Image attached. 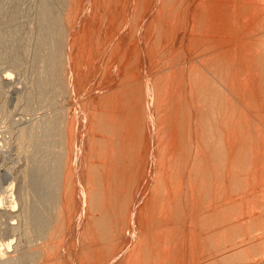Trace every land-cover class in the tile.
<instances>
[{
	"label": "rangeland",
	"instance_id": "1",
	"mask_svg": "<svg viewBox=\"0 0 264 264\" xmlns=\"http://www.w3.org/2000/svg\"><path fill=\"white\" fill-rule=\"evenodd\" d=\"M61 1H64L65 4L63 2L61 3ZM143 1H59L60 11H63L62 14H60V18L63 17L64 19H62L66 23L64 21L61 22L65 28L69 22L68 27L66 28L68 32L65 36L66 47L64 46L65 49L63 50L65 52H63V60H66L63 61V63H66V66L63 67L64 65L62 64L63 66L61 67L63 70L61 69V71L62 77L66 78L65 82H68L70 87H67L66 85L65 87L67 90L63 87L66 93L63 91L65 95L63 94L64 96L62 95V97H60L59 105L56 106L60 107L62 103H65V106L63 104V106H61L64 108H55L59 115H61L63 110L66 109V111L64 110L65 113H63L66 117L63 124L66 129L64 134L67 133L62 139L65 140L63 141V144L65 145L62 144L64 147H62V150H64L63 153H65V161L64 178L62 180L64 184L61 193L66 189L67 191H70L68 193L65 191L68 196H64L65 192L63 195H60L61 198L58 204L60 207H58V213L56 214L57 217L54 216L55 218H52L49 232L45 235L46 237L41 240L38 238L35 241L36 243L34 242L35 244L32 243V245L34 244L32 248L35 250L37 248L39 250V254H37L39 258L35 260L37 263L35 262L33 264H264V39L261 40L262 37L264 38V0H213L214 2L212 0ZM37 2L38 0H29L26 9L30 11L27 13L25 19L22 20L24 23H26V21L29 23L33 18L35 19L37 14V8H35ZM209 2L211 5L213 3V5L211 6ZM136 3L138 6L140 5L138 3H141L140 6L142 7L139 6L140 9H138L142 10V12L140 11L141 13L136 9L139 8ZM101 6H103V8ZM134 9L139 13H134ZM207 9H210L209 11L211 12H208ZM104 12L106 14L103 16L102 13ZM209 13H212L210 17H208ZM135 14L141 18H136L137 16ZM218 16L220 17L219 20ZM158 27H160V29ZM2 28L3 27L0 28V32L2 31ZM199 29H201L202 32ZM133 33H135V37L133 36ZM73 38L76 39L77 42ZM159 39L161 41H159ZM207 39L209 40L207 41ZM69 40L73 42H70ZM70 48H73V50H70ZM116 48L121 51L120 55L122 54V57L120 56L119 58H121L122 61L125 59L123 63H120V60L115 62L112 59V56H110V53L114 52ZM132 50H135L134 53ZM123 52H127L126 54L128 57L125 58L126 55L124 56ZM76 53L79 55L77 56ZM64 54H66V56ZM133 54H136V56ZM129 55L131 57L133 56V58ZM73 57H77L78 61ZM67 60L70 61V63ZM131 60H135L134 64ZM194 61L197 62L195 65L192 64ZM129 62H131V66L128 64ZM28 64V61L26 63V60H24L23 67L16 71H14V69L10 70V65H4L0 68L1 78H4V80L8 79V81L6 80L7 84L4 81V91L6 93L4 92L1 96L2 98H0V112L3 113H0V184L6 188L10 182H15V194H19V186L22 183L20 182L22 181V178H20L22 177L21 171L28 163V160H25L26 157L23 154L22 156L20 155L22 152L19 151L20 147L19 144L17 145L18 141L16 140L18 130L22 127L28 126L33 119L36 122L38 119L41 121L46 115L49 116L48 113L52 111V109H41L33 111L27 115L22 109L23 104L16 103V98L24 94V92L27 94L30 89V85L25 81L26 75H24L28 71ZM132 70L133 73H129ZM188 71H192V74ZM199 71H201L202 74ZM197 72L204 77L201 78L200 75V79L195 76ZM165 76H168V78ZM193 76L195 79H193ZM189 79H191V81ZM154 80L157 81L155 82ZM158 80L161 81L162 84ZM192 80H194V82ZM200 80H202V82L207 81V86L204 83H200ZM195 81L198 82L195 83ZM199 85L200 87L202 86L201 88L203 90L205 88L208 89H206L208 94L204 99H207L209 95L212 100L209 99V101H206L203 98L200 100L199 95L202 97L203 93L200 94V92L203 91L199 88ZM163 87L166 88L164 91L162 90L160 92L159 90L161 88L163 89ZM113 90L116 93L113 92ZM121 91L122 93H120ZM209 92H212L211 95L213 96H211ZM106 95L107 97H104L105 100L100 98ZM227 95L229 97H227ZM128 96L130 97V100L128 99ZM61 99L64 102H62ZM197 99L200 101H197ZM67 100L69 101L67 102ZM101 100H104V103ZM158 101L163 104H159ZM211 101H214V103L216 102L214 105L216 107L211 105ZM68 103H70V105ZM18 105L19 107H16ZM102 105L103 107H101ZM144 106L146 107V111ZM1 107H3V110ZM126 107L128 110H126ZM106 108V112L109 114L105 113L107 115H102V117L104 116L102 119H104L105 122L99 119L104 125H95L94 123L99 120L97 119L96 121L94 119L93 122L92 118H95L97 115V117L100 118V114H103ZM4 109L5 113H8L5 114L3 112ZM109 109L111 110L110 112ZM196 109L199 110L197 111ZM159 110L161 113L157 112ZM237 110H239L238 113L236 112ZM55 112L54 109V112L52 113L54 114ZM91 112L92 114H89ZM52 113H50V116H53ZM113 113L114 115L112 116ZM115 114L118 115L115 116ZM168 114L170 115L168 116ZM212 115L214 118H212ZM90 116L93 117L91 118ZM114 116L115 118L119 116L120 119L117 118L118 123L115 121L111 123ZM115 118H113V120ZM133 119L135 120L133 121ZM178 119L179 121H177ZM157 120L159 122H157ZM19 121L21 125L19 124ZM132 122H135L134 125H132ZM115 123H117L116 126ZM106 124L108 127L105 126ZM111 124H113L118 130H122L125 136H121L122 138L116 137L117 141H114V131H109V128L113 127H110ZM209 125H211V128L213 129V133L211 132V129H209L212 135L207 134L209 133ZM104 127L106 128L104 129ZM241 131H243V133ZM108 133H111L113 136L108 135ZM103 137L106 139V142ZM98 141L102 144L104 142L108 146L105 144H99ZM129 144L137 146V149H134L132 152ZM109 148H111V151ZM92 150L96 155H94ZM177 161H179V163ZM95 163L97 164L95 165ZM111 164H115V166L113 165V167H111ZM174 164L176 166H174ZM177 164L180 165V167L178 165L179 168H177ZM88 165H92L91 168ZM94 165L96 167L100 166L101 169L98 171ZM172 165L178 169V172ZM88 167L90 169H87ZM92 167L98 171L97 173L103 170L102 174H104L105 178H103L104 176L101 175V173L98 174L103 181L105 179L106 183V185L104 182L102 183V186L104 187V189L102 187L103 193L107 195L103 194L106 199L103 198L104 200L102 203L104 204V202H106L105 205H108H106V207L109 212V218H113L110 221L106 220L108 223H105L106 226L103 223V226L106 228L103 229L104 233L100 231V235H98L99 231L96 232V229L98 228V230H100L98 222L100 221L99 218L103 216L101 214L104 209L101 207L99 212L96 211L98 209H93L92 202V206L89 203L92 197L90 199L89 197L91 195H88L90 194L89 191L92 189L95 191L96 189L93 186L95 185L94 181L92 182V179L94 180L93 175L95 170ZM108 167L109 170L111 168L110 171L108 170ZM104 170L105 173H103ZM88 171L93 173V175ZM88 173L92 178H89ZM107 173L108 175H106ZM161 176H163L162 179L164 178L163 182ZM70 177L73 180H70ZM118 177L121 178L119 179ZM121 179H123V181H121ZM89 180H91V182ZM87 181L89 183H87ZM92 183L94 184L91 185ZM161 184H163V187H161ZM90 185L91 188H86L90 187ZM2 186H0V188ZM0 190L3 191L4 189L2 188ZM104 190L106 192H104ZM128 193L131 198L128 196ZM69 194L70 197L72 195L71 200ZM16 195L13 200L17 202L19 195ZM120 195L127 196L123 201L121 200L122 202H126L127 211L126 207H124L125 205H122L123 207L120 205ZM2 197L4 198L5 196ZM5 199L3 209L9 208L11 212L15 210L14 212L17 214L20 211V206L18 205V207L16 206L14 208L12 206L13 200L11 197L6 196ZM9 203L11 204V208H14H12L13 211L11 210ZM6 205L7 208L5 207ZM90 209L93 210L91 211ZM14 212L13 214H15ZM59 214L61 215L59 216ZM222 216L226 218L224 219ZM89 217H95V219L91 218V220ZM96 218H98L99 221ZM7 219L4 218V221H0V245L2 242L8 243L5 240L8 236V240L11 238L9 241H12L11 251L3 252L2 255L4 256L1 255L2 258L5 257L3 258L5 261H9L12 256V258H14L16 255H19L16 248L18 249L21 247V242L23 243V237L21 231H19L20 220L17 218L16 219L19 221L15 218H13L14 220H9L11 219L10 217ZM95 221L98 224H96ZM5 223L10 226L5 227ZM109 223L111 228L108 226ZM11 225L12 227L17 226V229H19L18 232L20 233L15 231L10 232L11 228L9 229V227H11ZM61 228L62 230H60ZM108 229L110 230V235ZM4 231L7 233H3ZM8 233L9 235H7ZM103 234L105 237L107 235L109 238L103 237ZM50 236L52 237L50 238ZM82 236L85 237L83 238ZM55 237L56 239H54ZM3 239L5 241H3ZM19 240L21 242H19ZM17 244H19L18 247H16ZM1 248L2 247H0V250L2 251L4 247L3 249ZM3 259L0 258V263L10 264V262H5Z\"/></svg>",
	"mask_w": 264,
	"mask_h": 264
},
{
	"label": "bare ground",
	"instance_id": "2",
	"mask_svg": "<svg viewBox=\"0 0 264 264\" xmlns=\"http://www.w3.org/2000/svg\"><path fill=\"white\" fill-rule=\"evenodd\" d=\"M59 1L60 0H38V2H37V5H36V7L35 8H37L36 9V17H35V19L33 18V20L32 21H28L29 23H27V21H26V23H24L22 20L23 19H25V17H26V15H27V13H29V11L26 9V5L29 3V0H0V17H1V20H0V28L1 27H3L1 30V32H0V68H2L4 65H10V70H13L14 69V71H16V70H20L21 69V67H23V65H24V60H26V63H27V61H28V71L26 72V71H24V72H26V74H24V75H26V77H25V81L28 83V85H30V89H29V92L26 94L25 92H24V94H22V95H20L18 98H16L17 99V104H20V103H22L23 104V110H24V112H26L27 113V115L28 114H30L31 112H33V111H36V110H41V109H52V111L50 112V113H52V112H54V109H55V113H56V115H55V113L53 114V116H50V113H48V115L49 116H45L43 119H41V121L39 120H37V118H36V120H37V122L36 121H34V119H33V121L32 122H30L29 123V125L28 126H25V127H22L21 129H19L18 130V134H17V141H18V143H17V145L19 144V147H20V149H19V151H21L20 153V155L22 156V154L26 157H24L25 158V160H28V163H27V166L24 168V170H23V168H22V177H20V178H22V181H20V179H19V181L20 182H22L21 183V185L20 184H18V185H20L19 186V194L18 193H16L17 195H19V199H18V201L16 202V201H14L13 199H14V197H15V193H14V190H15V182H10L9 183V185L8 186H6V188L4 187V186H2L1 184H0V186H2L0 189H4L3 191L2 190H0V221H2L4 218H11V219H9V220H12L13 218H17V219H19V220H17V221H19V224H20V227H19V224H18V227H19V229H17L18 227L16 226V227H12V225H11V227H9V229L11 228V231L10 232H18V230L19 231H21V235H22V237H23V243L19 240V242H21V244H22V246L21 247H19L18 249L16 248V251L18 252V254L19 255H16L15 257H17V258H12L11 257V259H9V261L8 260H4L3 258H5V257H1V255L3 254V252H7V251H9L11 248H12V241H9V240H11V238L8 240V237H7V239H5L6 240V242H8V243H3L2 242V244L0 245V247H2L1 249H3V247H4V251L2 250H0V258L1 259H3L5 262H10V264H33V263H35L36 261L35 260H37L39 257H38V255L37 254H39V250L36 248V250L35 249H33L32 248V246L36 243L35 241L39 238L40 240L41 239H43L44 237H46L45 235L47 234V232H49V227H50V224H51V220H52V218H55V217H57L56 216V214L58 213L57 211H58V207H60V205L58 206V204H59V202H60V198H61V194L63 195V193L65 192V191H67V189L64 191V192H62L61 193V191L63 190L62 188H63V184H64V182L62 181L63 180V178H64V159H65V153H63V151L64 150H62L64 147L62 146V144H63V141H65V140H62L63 139V136H65V134L67 133H65L64 134V132H65V128H64V126H63V124H64V119L66 118L65 117V115H63V113H65V111H66V109H64L63 110V113L61 114V115H59V114H57V110H56V108L57 109H61V108H64V107H61V106H65V103H62L61 105H60V107L58 108V107H56L57 105H59L58 103H59V99H60V97H62V95L64 94V93H66V91H65V89L63 88V87H65L66 85H67V87L69 86L68 85V82L66 83L65 81H66V78H64V77H62V71H61V69H62V67L61 66H63V67H65L66 65V63H63V61H66V60H63V50L65 49V47H66V44H65V36H66V33L68 32L67 30H66V28L68 27V23H67V27L65 28V26L62 24V22L64 21L62 18H60V14H62V12L63 11H60V4H59ZM73 1V0H72ZM107 1V0H106ZM115 1V0H114ZM140 2H142L143 0H139ZM181 1V0H180ZM184 1V0H183ZM186 1V0H185ZM207 1V0H206ZM205 1V2H206ZM211 1V0H210ZM213 1V0H212ZM215 1V0H214ZM213 1V2H214ZM64 3L65 4V2L64 1H61V3ZM120 2V1H119ZM144 2V1H143ZM155 2V1H154ZM71 3V2H70ZM105 3V2H104ZM145 3V2H144ZM153 3V2H152ZM170 3H171V1H170ZM197 3V2H196ZM226 3V2H225ZM234 3V2H233ZM138 4H140L141 5V3H138ZM163 4H164V2H163ZM166 4V3H165ZM192 4V3H191ZM208 4V3H207ZM209 4H210V2H209ZM70 5V4H69ZM78 5V4H77ZM135 5V4H134ZM136 5H137V3H136ZM139 5V6H140ZM145 5V4H144ZM155 5V4H154ZM167 5V4H166ZM165 5V6H166ZM180 5H181V3H180ZM211 5V4H210ZM212 5H213V3H212ZM211 5V6H212ZM220 5V4H219ZM138 5H137V7H139ZM147 6V5H146ZM164 6V5H163ZM200 6H201V4H200ZM209 6V5H208ZM102 8H103V6H101ZM140 7H142V6H140ZM140 7L139 8H136L137 10L138 9H140ZM145 7V6H144ZM150 7V6H149ZM178 7V6H177ZM109 8V7H108ZM119 8V7H118ZM117 8V9H118ZM132 8V7H131ZM135 8V7H134ZM165 8V7H164ZM203 8V7H202ZM212 8V7H211ZM259 8V7H258ZM101 9V8H100ZM111 9V8H110ZM136 9H134V13L136 12L135 10ZM142 9H144V8H142ZM173 9V8H172ZM213 9V8H212ZM220 9V8H219ZM222 9V8H221ZM102 10V9H101ZM113 10V9H112ZM165 10V9H164ZM203 10V9H202ZM210 9H207V11L208 12H211V11H209ZM121 11V10H120ZM131 11V10H130ZM139 12L141 11L142 12V10H138ZM136 12V13H139V12ZM162 11V10H161ZM207 11H206V13H207ZM226 11V10H225ZM61 12V13H60ZM125 12V11H124ZM132 12V13H133ZM140 12V13H141ZM146 12V11H145ZM166 12V11H165ZM164 12V13H165ZM194 12V11H193ZM213 12V11H212ZM31 13V12H30ZM121 13V12H120ZM131 13V14H132ZM174 13H176V12H174ZM203 13V12H202ZM221 13V12H220ZM223 13V12H222ZM103 14V16H104V14H106L105 12L104 13H102ZM101 14V15H102ZM147 14V13H146ZM145 14V15H146ZM161 14V13H160ZM199 14V13H198ZM201 14V13H200ZM205 14V13H204ZM212 14V13H211ZM210 13H209V16L208 17H210V15H211ZM100 15V16H101ZM129 15V14H128ZM127 15V16H128ZM136 15V14H135ZM139 15V14H138ZM144 15V16H145ZM201 15H203V14H201ZM61 16H63V15H61ZM137 16V15H136ZM141 16V15H140ZM213 16V15H212ZM216 16H217V14H216ZM106 17H107V15H106ZM135 17V16H134ZM142 17H143V15H142ZM203 17V16H202ZM31 18V19H32ZM105 18V17H104ZM126 18H128V17H126ZM136 18H141V17H139V16H137ZM156 18V17H155ZM191 18V17H190ZM219 16H218V20H219ZM99 19V18H98ZM125 19V18H124ZM200 19V18H199ZM203 19H204V17H203ZM202 19V20H203ZM210 19V18H209ZM71 20V19H70ZM79 20V19H78ZM86 20V19H85ZM127 20V19H126ZM130 20V19H129ZM133 20V19H132ZM131 20V21H132ZM145 20V19H144ZM201 20V19H200ZM199 20V21H200ZM221 20V19H220ZM62 21V22H61ZM100 21V20H99ZM124 21V20H123ZM140 21V20H139ZM65 22V21H64ZM83 22V21H82ZM120 22H122V21H120ZM136 22V21H135ZM138 22V21H137ZM144 22V21H143ZM190 22V21H189ZM208 22V21H207ZM66 23V22H65ZM64 23V24H65ZM123 23V22H122ZM196 23H197V21H196ZM206 23V22H205ZM131 24V23H130ZM135 24V23H134ZM158 24H160V23H158ZM157 24V25H158ZM168 24V23H167ZM189 24V23H188ZM187 24V25H188ZM192 24V23H191ZM201 24H202V22H201ZM204 24V23H203ZM70 25V24H69ZM78 25V24H77ZM195 25V24H194ZM132 26V25H131ZM137 26V25H136ZM136 26H135V29H136ZM140 26V25H139ZM204 26V25H203ZM70 27V26H69ZM86 27V26H85ZM125 27V26H124ZM133 27V26H132ZM132 27H131V29H132ZM72 28H73V26H72ZM114 28V27H113ZM127 28V27H126ZM159 29H160V27H158ZM183 28V27H182ZM185 28V27H184ZM196 28V27H195ZM261 28V27H260ZM71 29V28H70ZM91 29V28H90ZM122 29V28H121ZM125 29V28H124ZM197 29V28H196ZM81 30V29H80ZM162 30V29H161ZM161 30H160V32H161ZM172 30V29H171ZM178 30V29H177ZM200 31H201V29H199ZM131 31V30H130ZM70 32H71V30H70ZM73 32V31H72ZM140 32V31H139ZM148 32V31H147ZM158 32V31H157ZM167 32V31H166ZM202 32V31H201ZM85 33V32H84ZM122 33V32H121ZM156 33V32H155ZM177 33V32H176ZM215 33H216V31H215ZM73 34V33H72ZM75 34V33H74ZM132 34V33H131ZM135 33H133V36L135 37V35H134ZM158 34V33H157ZM160 34V33H159ZM151 35V34H150ZM165 35V34H164ZM163 35V36H164ZM175 35V34H174ZM236 35V34H235ZM132 36V37H133ZM239 36V35H238ZM158 37V36H157ZM156 37V38H157ZM222 37V36H221ZM76 38V37H75ZM126 38V37H125ZM172 38V37H171ZM176 38V37H175ZM72 39V38H71ZM74 39V38H73ZM101 39V38H100ZM127 39V38H126ZM137 39H139V38H137ZM234 39V38H233ZM262 39H264L263 37L261 38V40ZM75 41H76V39H74ZM87 40V39H86ZM121 40V39H120ZM134 40H135V38H134ZM209 39H207V41H208ZM70 41V40H69ZM82 41V40H81ZM114 41V40H113ZM127 41V40H126ZM133 41V40H132ZM159 41H161L160 39H159ZM176 41H178V40H176ZM203 41V40H202ZM218 41V40H217ZM70 42H73V41H70ZM77 42V41H76ZM206 42V41H205ZM69 43V42H68ZM130 43V42H129ZM135 43V42H134ZM157 43V42H156ZM208 43V42H207ZM206 43V44H207ZM65 44V45H64ZM70 44V43H69ZM73 44V43H72ZM119 44V43H118ZM117 44V45H118ZM122 44V43H121ZM128 44V43H127ZM133 44V43H132ZM188 44V43H187ZM197 44V43H196ZM209 44V43H208ZM120 45V44H119ZM134 45V44H133ZM156 45V44H155ZM184 45V44H183ZM203 45V44H202ZM213 45V44H212ZM263 45V44H262ZM261 45V46H262ZM65 46V47H64ZM70 46V45H69ZM81 46V45H80ZM120 46H122V45H120ZM136 46H138V45H136ZM153 46V45H152ZM194 46V45H193ZM201 46V45H200ZM211 46V45H210ZM215 46V45H214ZM119 47V46H118ZM117 47V48H118ZM126 47V46H125ZM131 47V46H130ZM74 48V47H73ZM73 48L71 49L70 48V50H73ZM108 48V47H107ZM115 49L114 50V52H111L112 53V55H111V53H110V56H112V59L116 62V61H118V60H120L119 62L121 63H123L124 61H125V59H124V61H122L121 60V58H119L121 55H120V52L121 51H119L118 49L120 48H118V49ZM140 48V47H139ZM153 48H155V47H153ZM82 49V48H81ZM130 49V48H129ZM128 49V50H129ZM131 49H132V47H131ZM195 49V48H194ZM199 49V48H198ZM214 49V48H213ZM260 49V48H259ZM263 49V48H262ZM261 49V50H262ZM68 50V49H67ZM77 50V49H76ZM121 50V49H120ZM127 50V49H126ZM125 50V51H126ZM138 50V49H137ZM140 50V49H139ZM264 50V49H263ZM66 51V50H65ZM74 51H75V49H74ZM80 51V50H79ZM124 51V50H123ZM135 51V50H134ZM134 51L132 50V52L134 53ZM145 51V50H144ZM183 51H184V49H183ZM205 51V50H204ZM207 51V50H206ZM210 51V50H209ZM128 52V51H127ZM126 52V53H127ZM131 52V51H130ZM129 52V53H130ZM132 52H131V54H132ZM139 52V51H138ZM142 52V51H141ZM227 52V51H226ZM226 52H224V53H226ZM65 53V52H64ZM73 53V52H72ZM75 53V52H74ZM126 53H124L123 52V55L125 56V58L126 57H128L127 56V54ZM128 53V54H129ZM137 53V52H136ZM170 53V52H169ZM223 53V52H222ZM77 54V53H76ZM81 54V53H80ZM88 54V53H87ZM99 54V53H98ZM234 54V53H233ZM236 54V53H235ZM260 54H262V53H260ZM65 56H66V54H64ZM70 55V54H69ZM79 54H77V56H78ZM134 55V54H133ZM139 55V54H138ZM143 55V54H142ZM130 56V55H129ZM134 56H136V54L134 55ZM139 56H141V55H139ZM138 56V57H139ZM197 56V55H196ZM74 57H75V55H74ZM73 57V58H74ZM82 57V56H81ZM122 57V56H121ZM131 57V56H130ZM144 57V56H143ZM166 57V56H165ZM204 57V56H203ZM209 57V56H208ZM212 57V56H211ZM234 57H235V55H234ZM237 57V56H236ZM23 58H24V60H23ZM65 58V57H64ZM71 58V57H70ZM79 58H80V56H79ZM131 58H133V56L131 57ZM141 58V57H140ZM159 58V57H158ZM72 59V58H71ZM74 59H76L77 60V57L76 58H74ZM111 59V60H112ZM123 59V58H122ZM129 59V58H128ZM135 59V58H134ZM142 59V58H141ZM197 59V58H196ZM196 59H195V61H196ZM201 59V58H200ZM232 59V58H231ZM230 59V60H231ZM143 60V59H142ZM145 60V59H144ZM160 60V59H159ZM199 60V59H198ZM197 60V61H198ZM210 60V59H209ZM68 61V60H67ZM78 61V60H77ZM110 61V60H109ZM114 61H113V63H114ZM129 61H130V59H129ZM134 61L135 60H131V62H133V64H134ZM139 61V60H138ZM194 61V62H195ZM206 61V60H205ZM237 61V60H236ZM69 63H70V61H68ZM74 62V61H73ZM118 62V63H119ZM131 62H129L128 64H130ZM137 62V61H136ZM187 62V61H186ZM192 63V64H196L197 62H195V63ZM209 62V61H208ZM238 62V61H237ZM110 63V62H109ZM119 63V64H120ZM142 63V62H141ZM148 63V62H147ZM204 63V62H203ZM207 63V62H206ZM211 63V62H210ZM63 64V65H62ZM74 64V63H73ZM112 64V63H111ZM118 64V65H119ZM125 64V63H124ZM159 64V63H158ZM230 64V63H229ZM237 64V63H236ZM255 64H257V63H255ZM72 65V64H71ZM116 65V64H115ZM132 64H130V66H131ZM144 65V64H143ZM163 65V64H162ZM199 65V64H198ZM245 65V64H244ZM243 65V66H244ZM258 65V64H257ZM2 66V67H1ZM76 66V65H75ZM120 66V65H119ZM122 66V65H121ZM141 66V65H140ZM207 66V65H206ZM211 66V65H210ZM227 66V65H226ZM238 66V65H237ZM242 66V65H241ZM9 67V66H8ZM68 67V66H67ZM70 67V66H69ZM109 67V66H108ZM125 67H126V65H125ZM129 67V66H128ZM5 68V67H4ZM12 68V69H11ZM72 68V67H71ZM107 68V67H106ZM124 68V67H123ZM122 68V69H123ZM132 68V67H131ZM133 68H134V66H133ZM192 68V67H191ZM194 69H196L195 67H193ZM211 68H213V67H211ZM234 68V67H233ZM249 68V67H248ZM24 69V68H23ZM26 69V70H27ZM67 69V68H66ZM75 69V68H74ZM82 69V68H81ZM135 69H136V67H135ZM190 69V68H189ZM205 69V68H204ZM208 69V68H207ZM215 69V68H214ZM213 69V70H214ZM63 70V69H62ZM71 70V69H70ZM102 70V69H101ZM129 70V69H128ZM211 70V69H210ZM0 71H1V69H0ZM64 71H65V68H64ZM109 71V70H108ZM195 71V70H194ZM205 71V70H204ZM226 71H227V69H226ZM225 71V72H226ZM136 72V71H135ZM188 72H190V71H188ZM201 74H202V72L201 71H199ZM213 72H215V71H213ZM220 72V71H219ZM11 73H12V71H11ZM129 73H133V70L131 71V72H129ZM165 73V72H164ZM194 73V72H193ZM196 73V72H195ZM230 73V72H229ZM1 74V73H0ZM23 74V73H22ZM74 74V73H73ZM78 74V73H77ZM141 74V73H140ZM190 74H192V71L190 72ZM201 74H198V72H197V74L195 75V74H193V75H195V76H197V77H199L200 78V75ZM222 74V73H221ZM227 74H228V72H227ZM245 74V73H244ZM13 75H15V74H13ZM65 75V74H64ZM105 75H107V74H105ZM127 75H128V73H127ZM164 75V74H163ZM162 75V76H163ZM168 75V74H167ZM207 75V74H206ZM237 75V74H236ZM18 76V75H17ZM67 76V75H66ZM192 76V75H191ZM216 76V75H215ZM228 76V75H227ZM231 76V75H230ZM4 77V76H3ZM80 77V76H79ZM126 77V76H125ZM124 77V78H125ZM166 77V76H165ZM174 77V76H173ZM202 77H204L203 75H201V78ZM213 77V76H212ZM220 77V76H219ZM222 77V76H221ZM237 77V76H236ZM72 78V77H71ZM92 78V77H91ZM152 78H154V77H152ZM166 78H168V76L166 77ZM200 78V79H201ZM225 78V77H224ZM21 79V78H20ZM65 79V80H64ZM123 79V78H122ZM158 79V78H157ZM160 79V78H159ZM164 79V78H163ZM162 79V80H163ZM192 79V78H191ZM191 79H189L190 81H191ZM193 79H195V77L193 76ZM197 79V78H196ZM218 79V78H217ZM220 79V78H219ZM229 79V78H228ZM7 81H8V79H6ZM6 80H4V78H1V76H0V98H2L1 96L3 95V93L5 92L4 91V81H5V83H6ZM147 80V79H146ZM166 80V79H165ZM206 80V79H205ZM215 80V79H214ZM68 81V80H67ZM73 81V80H72ZM138 81V80H137ZM155 81V80H154ZM157 81V80H156ZM155 81V82H156ZM159 81V80H158ZM167 81H168V79H167ZM193 82H194V80H192ZM221 81V80H220ZM66 84H65V83ZM151 82V81H150ZM160 83H161V81H159ZM164 82V81H163ZM198 81H195V83H197ZM207 82V81H206ZM206 82H202V80H200V83H204L205 85H206ZM72 83V82H71ZM208 83H209V81H208ZM218 83V82H217ZM252 83V82H251ZM260 83V82H259ZM7 84V83H6ZM5 84V85H6ZM65 84V85H64ZM162 84V83H161ZM161 84H160V87H161ZM167 84V83H166ZM165 84V85H166ZM191 84V83H190ZM133 85V84H132ZM131 85V86H132ZM153 85V84H152ZM158 85V84H157ZM156 85V86H157ZM201 85V84H200ZM200 85H199V88L200 89H202L201 87H200ZM219 85V84H218ZM237 85V84H236ZM127 86V85H126ZM126 86H124V87H126ZM163 86V85H162ZM207 86V85H206ZM221 86H223V85H221ZM255 86V85H254ZM6 87V86H5ZM70 87V86H69ZM71 87H72V85H71ZM123 87V86H122ZM150 87V86H149ZM159 87V86H158ZM159 87V88H160ZM194 87V86H193ZM203 87H205V86H203ZM211 87V86H210ZM220 87V86H219ZM66 88V87H65ZM111 88V87H110ZM154 88H155V86H154ZM157 88V87H156ZM166 87H163V89L161 88L159 91L161 92L162 90L164 91V89H165ZM168 88V87H167ZM198 88V87H197ZM105 89V88H104ZM122 89V88H121ZM153 89V88H152ZM206 89L207 88H205L204 90L202 89V91L203 92H200V94L201 93H203L202 94V97L199 95V97H200V100L203 98H206V96H207V91H206ZM221 89V88H220ZM66 90H67V88H66ZM75 90V89H74ZM93 90V89H92ZM124 90H127V89H124ZM148 90V89H147ZM196 90V89H195ZM208 90V89H207ZM217 90V89H216ZM26 91V90H25ZM63 91H64V93H63ZM112 91V90H111ZM134 91V90H133ZM154 91V90H153ZM168 91V90H167ZM200 91V90H199ZM23 92V91H22ZM69 92V91H68ZM67 92V93H68ZM99 92V91H98ZM113 92H115L114 90H113ZM183 92V91H182ZM229 92V91H228ZM6 93V92H5ZM116 93V92H115ZM120 93H122V91L120 92ZM156 93V92H155ZM158 93V92H157ZM169 93V92H168ZM193 93V92H192ZM196 93V92H195ZM211 93L212 92H209V94L211 95ZM217 93V92H216ZM225 93V92H224ZM250 93V92H249ZM254 93V92H253ZM26 94V95H25ZM112 94V93H111ZM145 94V93H144ZM143 94V95H144ZM147 94V93H146ZM160 94V93H159ZM167 94V93H166ZM222 94V93H221ZM18 95V94H17ZM65 95V94H64ZM63 95V96H64ZM67 95V94H66ZM122 95V94H121ZM125 95V94H124ZM168 95V94H167ZM196 95V94H195ZM69 96V95H68ZM100 96H101V94H100ZM99 96V97H100ZM113 96V95H112ZM120 96V95H119ZM165 96V95H164ZM169 96V95H168ZM180 96V95H179ZM211 96H213V95H211ZM97 97V96H96ZM104 97H107V95L106 96H103V97H100V98H103L104 99ZM121 97V96H120ZM129 97V96H128ZM155 97V96H154ZM166 97V96H165ZM227 97H229L228 95H227ZM66 98V97H65ZM75 98V97H74ZM89 98V97H88ZM109 98H111V97H109ZM117 98V97H116ZM150 98V97H149ZM148 98V99H149ZM152 98V97H151ZM232 98V97H231ZM129 100H130V97L128 98ZM132 99H133V96H132ZM163 99V98H162ZM161 99V100H162ZM209 99H210V97H209V95H208V97H207V99H204V100H206V101H209ZM226 99V98H225ZM228 99V98H227ZM62 100V99H61ZM70 100V99H69ZM69 100H67V102L69 101ZM105 100V99H104ZM104 100H101L102 102L104 101ZM160 100V99H159ZM199 99H197V101H198ZM199 100V101H200ZM210 100H212V98L210 99ZM231 100V99H230ZM97 101V100H96ZM122 101V100H121ZM120 101V102H121ZM126 101V100H125ZM155 101V100H154ZM157 101V100H156ZM163 101V100H162ZM183 101V100H182ZM228 101V100H227ZM61 102V101H60ZM62 102H64L63 100H62ZM102 102H100V103H102ZM113 102H114V100H113ZM116 102H118V101H116ZM133 102V101H132ZM159 102V101H158ZM188 102V101H187ZM202 102H203V100H202ZM240 102V101H239ZM104 103V102H103ZM108 103V102H107ZM110 103H112V102H110ZM109 103V104H110ZM156 103V102H155ZM161 102H159V104H160ZM205 103H207V102H205ZM211 105H215L216 104V102L214 103V101L212 102L211 101ZM225 103H227V102H225ZM69 105H70V103H68ZM89 104V103H88ZM142 104H143V102H142ZM150 104V103H149ZM157 104V103H156ZM156 104H154V105H156ZM163 103H161V105H162ZM165 104H167V103H165ZM200 104V103H199ZM210 104V103H209ZM6 105V104H5ZM4 105V106H5ZM104 105V104H103ZM103 105L101 106V107H103ZM111 105V104H110ZM118 105H119V103H118ZM128 105V104H127ZM131 105V104H130ZM160 105V106H161ZM169 105V104H168ZM226 105H228V104H226ZM236 105V104H235ZM106 106H108V105H106ZM113 106V105H112ZM159 106V107H160ZM181 106V105H180ZM194 106V105H193ZM231 106V105H230ZM234 106V105H233ZM238 106V105H237ZM16 107H19V105L18 106H16ZM56 107V108H55ZM70 107V106H69ZM99 107V106H98ZM105 107V106H104ZM111 107V106H110ZM123 107V106H122ZM133 107H134V104H133ZM196 107V106H195ZM212 107V106H211ZM214 107H216V106H214ZM260 107V106H259ZM54 108V109H53ZM117 108H119V107H117ZM144 108H145V111H146V107L144 106ZM157 108V107H156ZM177 108H179V107H177ZM203 108V107H202ZM229 108V107H228ZM240 108V107H239ZM1 109L3 110V107H1ZM18 109V108H17ZM111 109V108H110ZM109 109V112L111 111ZM113 109V108H112ZM153 109H155V108H153ZM160 109V108H159ZM180 109V108H179ZM212 109V108H211ZM237 109V108H236ZM70 110V109H69ZM106 110H107V108L105 109V111L103 112V114L101 113H99L100 115V118H98L97 116V114H98V111H97V116L96 115H94V116H96L95 118L93 117H91L92 118V120H93V122H94V119L97 121V119L99 120H103V122H105L104 121V119H102L105 115H107V114H109L108 112H106ZM126 110H128L127 109V107H126ZM164 110V109H163ZM197 111L199 110V109H196ZM195 110V111H196ZM212 110H214V109H212ZM233 110V109H232ZM262 110V109H261ZM14 111V110H13ZM60 111V110H59ZM117 111H119V110H117ZM117 111H116V113H117ZM136 111H138V110H136ZM144 111V112H145ZM161 111H162V109H161ZM238 111L239 110H237L236 112L238 113ZM4 113H5V109H4V111H3ZM46 112V111H45ZM95 112H96V110H95ZM126 112V111H125ZM151 112V111H150ZM154 112H155V110H154ZM158 113L160 112V110L159 111H157ZM226 112V111H225ZM230 112H232V111H230ZM241 112V111H240ZM252 112V111H251ZM261 112V111H260ZM1 113V112H0ZM6 113H8V112H6ZM5 113V114H6ZM14 113V112H13ZM61 113V112H60ZM105 113H107V114H105ZM120 113V112H119ZM122 113V112H121ZM161 113V112H160ZM202 113V112H201ZM218 113V112H217ZM229 113V112H228ZM1 114H3V113H1ZM24 114V113H23ZM42 114V113H41ZM84 114H85V112H84ZM89 114H92V112L91 113H89ZM145 114V113H144ZM196 114V113H195ZM200 114V113H199ZM232 114V113H231ZM235 114V113H234ZM36 115V114H35ZM102 115H104L103 117H102ZM111 115V114H110ZM114 115V113L112 114V116ZM118 115V114H117ZM116 114H115V116H117ZM126 115V114H125ZM170 114H168V116H169ZM214 115V114H213ZM212 115V116H213ZM219 115V114H218ZM241 115V114H240ZM244 115V114H243ZM115 116L113 117V118H115ZM142 116V115H141ZM151 116V115H150ZM162 116H163V114H162ZM165 116V115H164ZM195 116V115H194ZM236 116V115H235ZM43 117V116H42ZM109 117V116H108ZM135 117V116H134ZM158 117L160 118V116L158 115ZM176 117V116H175ZM81 118V117H80ZM88 118V117H87ZM113 118H112V120H111V123L112 122H117V118L118 119H120L119 118V116L117 117V118H115L114 120H113ZM143 118V117H142ZM154 118V117H153ZM158 118V119H159ZM161 118H163V117H161ZM212 118H214V116L212 117ZM227 118V117H226ZM245 118V117H244ZM250 118V117H249ZM79 119V118H78ZM194 119V118H193ZM207 119H208V116H207ZM241 119V118H240ZM252 119V118H251ZM25 120H27V119H25ZM24 120V121H25ZM90 120V119H89ZM100 120L99 121H97V122H100ZM135 119H133V121H134ZM154 120V119H153ZM163 120V119H162ZM215 120V119H214ZM222 120V119H221ZM220 120V121H221ZM237 120V119H236ZM20 121H21V119H20ZM20 121H19V124H20ZM95 121V122H96ZM120 121V120H119ZM130 121V120H129ZM155 121V120H154ZM177 121H179V119L177 120ZM213 121V120H212ZM226 121V120H225ZM229 121V120H228ZM18 122V121H17ZM96 122V123H97ZM102 122V121H101ZM94 123L95 125H98L99 124V126H100V124L102 125L103 123ZM110 122V121H109ZM122 122V121H121ZM126 122H127V119H126ZM137 122H138V120H137ZM152 122V121H151ZM157 122H159L158 120H157ZM176 122V121H175ZM231 122V121H230ZM239 122H241V121H239ZM238 122V123H239ZM118 123V122H117ZM117 123H115V126H116V124ZM133 123V122H132ZM135 123V122H134ZM134 123L132 124V125H134ZM141 123V122H140ZM208 123L210 124V122L208 121ZM249 123V122H248ZM142 124V123H141ZM140 124V125H141ZM159 124V123H158ZM182 124V123H181ZM199 124V123H198ZM232 124V123H231ZM237 124V123H236ZM254 124V123H253ZM252 124V125H253ZM21 125V124H20ZM19 125V126H20ZM23 125V124H22ZM104 125V124H103ZM110 125V124H109ZM127 125H129V124H127ZM126 125V126H127ZM146 125V124H145ZM144 125V126H145ZM174 125V124H173ZM106 127H108L107 126V124L105 125ZM113 126V127H112ZM113 124H111V126L110 127H112V128H109V131H114L113 132V135L115 134V138H114V141H117L116 140V137H118V138H120L121 136L123 137V136H125V134H123L124 132L122 131V130H118L116 127H115ZM150 126V125H149ZM164 126H165V124H164ZM199 126V125H198ZM205 126V125H204ZM106 127H104V129L106 128ZM116 128V131H115V128ZM122 127V126H121ZM140 127H142V126H140ZM158 127V126H157ZM209 127L210 128H208V131H209V133H207L208 135L209 134H211L210 133V130L209 129H211V132L213 133V129L211 128V125H209ZM231 127V126H230ZM246 127V126H245ZM100 128V127H99ZM102 128H103V126H102ZM144 128V127H143ZM146 128V127H145ZM156 128V127H155ZM122 129H123V127H122ZM127 129V128H126ZM247 129V128H246ZM101 130H103V129H101ZM125 130V129H124ZM147 130V129H146ZM158 130V129H157ZM176 130H179V129H176ZM194 130V129H193ZM225 130H227V129H225ZM232 130V129H231ZM243 130V129H242ZM100 131V130H99ZM131 131V130H130ZM133 131V130H132ZM140 131V130H139ZM206 131V130H205ZM230 131V130H229ZM94 132V131H93ZM141 132V131H140ZM143 132V131H142ZM196 132V131H195ZM242 133H243V131H241ZM240 132V133H241ZM16 133V132H15ZM98 133V132H97ZM104 133V132H103ZM105 133H107V132H105ZM126 133V132H125ZM102 134V133H101ZM177 134V133H176ZM195 134H197V133H195ZM246 134V133H245ZM108 135H111V136H113L111 133L109 134L108 133ZM212 135V134H211ZM224 135V134H223ZM223 135H222V137H223ZM242 135V134H241ZM9 136H10V134H9ZM132 136V135H131ZM139 136H140V134H139ZM180 136V135H179ZM198 136V135H197ZM229 136V135H228ZM243 136V135H242ZM106 137V136H105ZM121 137V138H122ZM199 137V136H198ZM231 137V136H230ZM257 137V136H256ZM263 137V136H262ZM65 138V137H64ZM104 138V137H103ZM107 138V137H106ZM211 138V137H210ZM220 138V137H219ZM234 138V137H233ZM236 138V137H235ZM242 138V137H241ZM241 138H239V139H241ZM94 139V138H93ZM92 139V140H93ZM105 139V138H104ZM108 139H110V138H108ZM212 139V138H211ZM227 139V138H226ZM264 139V138H263ZM5 140V139H4ZM97 140V139H96ZM99 140V139H98ZM122 140V139H121ZM191 140V139H190ZM223 140V139H222ZM231 140V139H230ZM234 140V139H233ZM16 141V142H17ZM101 141H103V140H101ZM140 141V140H139ZM152 141V140H151ZM197 141V140H196ZM264 141V140H263ZM78 142V141H77ZM99 142V141H98ZM105 142H106V139H105ZM109 142H111V141H109ZM134 142V141H133ZM180 142V141H179ZM218 142H220V141H218ZM225 142H227V141H225ZM241 142V141H240ZM75 143V142H74ZM94 143V142H93ZM112 143V142H111ZM111 143H109V144H111ZM124 143V142H123ZM132 143V142H131ZM222 143V142H221ZM230 143H232V142H230ZM237 143V142H236ZM235 143V144H236ZM241 143H243V142H241ZM96 144H97V142H96ZM99 144H102L101 142H99ZM103 144H105L104 142H103ZM102 144V145H103ZM116 144V143H115ZM132 144H134V143H132ZM138 144V143H137ZM226 144V143H225ZM63 145H65V144H63ZM90 145V144H89ZM105 145H107V144H105ZM142 145V144H141ZM238 145V144H237ZM108 146V145H107ZM107 146H105V147H107ZM114 146V145H113ZM116 146V145H115ZM129 146H130V149L132 150V152L134 151V149L136 150L137 149V146H132V145H130L129 144ZM144 146V145H143ZM197 146V145H196ZM200 146V145H199ZM235 146V145H234ZM63 147V148H62ZM104 147V146H103ZM140 147V146H139ZM216 147V146H215ZM214 147V148H215ZM264 147V146H263ZM74 148V147H73ZM94 148V147H93ZM102 148V147H101ZM141 148V147H140ZM143 148V147H142ZM192 148H193V146H192ZM213 148V149H214ZM228 148H229V146H228ZM232 148V147H231ZM68 149V148H67ZM78 149V148H77ZM105 149V148H104ZM113 149H114V147H113ZM112 149V150H113ZM197 149V148H196ZM238 149V148H237ZM91 150V149H90ZM106 150V149H105ZM109 150L111 151V148H109ZM140 150H142V149H140ZM152 150V149H151ZM232 150V149H231ZM264 150V149H263ZM18 151V152H19ZM93 151V150H92ZM100 151H102V150H100ZM104 151V150H103ZM108 151V150H107ZM139 151V150H138ZM153 151V150H152ZM161 151V150H160ZM202 151V150H201ZM258 151V150H257ZM117 152V151H116ZM115 152V153H116ZM150 152V151H149ZM200 152V151H199ZM225 152V151H224ZM93 153H94V151H93ZM98 153V152H97ZM131 153V152H130ZM153 153V152H152ZM176 153V152H175ZM183 153V152H182ZM193 153V152H192ZM203 153V152H202ZM209 153V152H208ZM90 154H91V152H90ZM177 154V153H176ZM184 154V153H183ZM198 154V153H197ZM201 154V153H200ZM199 154V155H200ZM204 154V153H203ZM83 155H84V153H83ZM92 155V154H91ZM94 155H96L95 153H94ZM93 155V156H94ZM111 155H113V154H111ZM137 155V154H136ZM141 155V154H140ZM230 155V154H229ZM20 156V157H21ZM76 156V155H75ZM107 156V155H106ZM109 156V155H108ZM130 156V155H129ZM137 156H139V155H137ZM151 156V155H150ZM175 156V155H174ZM204 156V155H203ZM96 157V156H95ZM121 157V156H120ZM223 157H224V154H223ZM23 158V157H22ZM97 158V157H96ZM114 158V157H113ZM139 158V157H138ZM199 158V157H198ZM204 158V157H203ZM19 159V158H18ZM154 159V158H153ZM159 159V158H158ZM200 159V158H199ZM234 159V158H233ZM128 160V159H127ZM139 160H140V158H139ZM175 160V159H174ZM226 160V159H225ZM229 160V159H228ZM81 161H82V159H81ZM92 161V160H91ZM154 161V160H153ZM208 161V160H207ZM123 162V161H122ZM126 162V161H125ZM178 163H179V161H177ZM204 162H206V161H204ZM26 163V162H25ZM78 163V162H77ZM81 163H84V162H81ZM112 163H113V161H112ZM119 163V162H118ZM155 163V162H154ZM175 163V162H174ZM224 163V162H223ZM229 163V162H228ZM235 163V162H234ZM71 164V163H70ZM92 164H94V163H92ZM97 163H95V165H96ZM120 164V163H119ZM181 164V163H180ZM199 164H200V162H199ZM204 164V163H203ZM208 164V163H207ZM90 165V164H89ZM88 165V166H89ZM94 165V166H95ZM112 165V166H111ZM110 166L111 167H113V165L115 166V164H111ZM141 165V164H140ZM150 165V164H149ZM178 165L179 164H177V168H179L180 167V165H179V167H178ZM197 165V164H196ZM202 165V164H201ZM200 165V166H201ZM211 165V164H210ZM223 165H225V164H223ZM234 165V164H233ZM92 166V165H91ZM91 166H89L90 168H91ZM105 166V165H104ZM126 166V165H125ZM169 166H170V164H169ZM168 166V167H169ZM173 166V165H172ZM174 166H176L175 164H174ZM173 166V168H175ZM204 166V165H203ZM221 166V165H220ZM87 168V169H90V168ZM96 167V166H95ZM100 166H97L96 167V169H98V171H99V169H101V167L99 168ZM117 167V166H116ZM115 167V168H116ZM118 167H120V166H118ZM77 168H78V166H77ZM92 168H94V167H92ZM136 168V167H135ZM177 168H175V169H177ZM86 169V168H85ZM95 169V168H94ZM93 169V170H94ZM94 170V175H93V173H90V171H88L91 175H93L94 176V180L92 179V182L94 181V183H95V185H93L94 183H92L91 185H93L96 189H95V191H94V189H92L91 191H89V193L90 194H88L90 197V199H91V197H92V199H91V201L89 202L90 203V205H91V202H92V207H93V209H98V210H96L97 212H99V210H100V208L101 207H103V213L101 214V215H103L102 217H98L99 219H100V221H99V219L98 218H96V219H98V223H99V229L100 230H98V228L96 229L97 231L96 232H98L99 231V233H98V235H100V233L101 232H103L104 233V230L103 229H105L106 227H104L103 226V223H104V225L106 226V224L105 223H107L106 222V220H112V219H110L109 218V212H108V209H107V207H106V205H105V203L106 202H104V204L102 203V201L104 200L103 198H105L104 197V195H106L105 193H103V189H104V187L102 186L103 184V182L105 183V179H104V181L100 178L101 176L100 175H98L99 173H101V175H103L104 176V174H102V171H100L99 173H97L98 171L97 170ZM104 169V168H103ZM144 169V168H143ZM214 169V168H213ZM231 169V168H230ZM80 170V169H79ZM92 170V169H91ZM108 170H109V167H108ZM107 170V171H108ZM110 170H111V168H110ZM109 170V171H110ZM234 170V169H233ZM11 171V170H10ZM84 171V170H83ZM106 171V172H107ZM108 171V172H109ZM122 171V170H121ZM136 171V170H135ZM140 171V170H139ZM147 171V170H146ZM170 171V170H169ZM236 171V170H235ZM8 172V171H7ZM70 172V171H69ZM91 172H93V171H91ZM113 172V171H112ZM128 172V171H127ZM138 172V171H137ZM136 172V173H137ZM177 172H178V169H177ZM228 172H229V170H228ZM67 173V172H66ZM71 173V172H70ZM81 173V172H80ZM79 173V174H80ZM88 173V174H89ZM103 173H105V170H104V172ZM110 173V172H109ZM217 173V172H216ZM73 174V173H72ZM90 174H89V178H92V177H90ZM106 175H108V173L106 174ZM122 175H123V173H122ZM138 175V174H137ZM174 175V174H173ZM179 175V174H178ZM250 175V174H249ZM11 176V175H10ZM84 176V175H83ZM100 176V177H99ZM139 176V175H138ZM180 176V175H179ZM72 177V176H71ZM70 177V180L72 179ZM133 177V176H132ZM141 177V176H140ZM160 177V176H159ZM162 177L163 176H161V179H162ZM171 177V176H170ZM250 177V176H249ZM19 178V177H18ZM86 178V177H85ZM103 178H105V176L103 177ZM109 178H110V176H109ZM111 178H112V174H111ZM119 178V177H118ZM121 178V177H120ZM119 178V179H120ZM143 178V177H142ZM181 178V177H180ZM208 178V177H207ZM216 178V177H215ZM234 178V177H233ZM132 179V178H131ZM138 179V178H137ZM164 179V178H163ZM163 179H162V182H163ZM176 179V178H175ZM178 179V178H177ZM73 180V179H72ZM87 180V179H86ZM110 180V179H109ZM112 180V179H111ZM150 180V179H149ZM191 180V179H190ZM17 181V180H16ZM19 181H17V182H19ZM90 182H91V180H89ZM120 181V180H119ZM121 181H123V179H121ZM137 181V180H136ZM174 181V180H173ZM69 182H71V181H69ZM116 182V181H115ZM131 182V181H130ZM157 182H159V181H157ZM260 182V181H259ZM87 183H89L88 181H87ZM119 183H121V182H119ZM118 183V184H119ZM122 183H124V182H122ZM132 183V182H131ZM137 183V182H136ZM156 183V182H155ZM161 183V182H160ZM165 183H166V181H165ZM192 183V182H191ZM68 184V183H67ZM71 184V183H70ZM69 184V185H70ZM135 184V183H134ZM253 184V183H252ZM83 185V184H82ZM91 185H90V187H86V188H91ZM105 185H106V183H105ZM108 185V184H107ZM115 185V184H114ZM120 185V184H119ZM129 185V184H128ZM133 185V184H132ZM153 185V184H152ZM157 185V184H156ZM159 185V184H158ZM197 185V184H196ZM217 185V184H216ZM215 185V186H216ZM237 185V184H236ZM68 186V185H67ZM87 186V185H86ZM92 186V187H93ZM109 186V185H108ZM112 186H113V184H112ZM111 186V187H112ZM121 186V185H120ZM126 186V185H125ZM160 186V185H159ZM73 187V186H72ZM81 187V186H80ZM102 187H103V189H102ZM130 187H132V186H130ZM135 187V186H134ZM137 187V186H136ZM157 187V186H156ZM161 187H163V184H161ZM234 187V186H233ZM106 188V187H105ZM118 188H119V186H118ZM208 188V187H207ZM115 189V188H114ZM121 189V188H120ZM135 189V188H134ZM156 189V188H155ZM175 189V188H174ZM82 190V189H81ZM112 190V189H111ZM128 190V189H127ZM161 190V189H160ZM164 190V189H163ZM237 190H238V188H237ZM247 190V189H246ZM70 191V190H69ZM69 191H67V193L69 192ZM108 191V190H107ZM153 191V190H152ZM16 192V191H15ZM93 192V193H92ZM104 192H106L105 190H104ZM126 192V191H125ZM151 192V191H150ZM155 192V191H154ZM248 192V191H247ZM79 193V192H78ZM129 193H130V191H129ZM129 193H128V196H129ZM139 193V192H138ZM160 193V192H159ZM194 193V192H193ZM196 193V192H195ZM231 193V192H230ZM235 193V192H234ZM65 195L64 196H68V194H66V192L64 193ZM104 194V195H103ZM111 194V193H110ZM117 194H119V193H117ZM121 194H124V193H121ZM127 194V193H126ZM125 194V195H126ZM16 195V196H17ZM80 195V194H79ZM123 196V195H120L121 197V199H119L120 201L122 200H124V198L126 197L127 198V196ZM249 195V194H248ZM247 195V196H248ZM256 195V194H255ZM2 196H8V197H11V199L13 200V202H12V206L15 208L16 206L18 207V205L20 206V211L16 214L14 211H13V209L11 208V204L9 205L10 206V208H11V210L15 213V214H13V212H11L10 211V209L8 210V209H3V205H5L4 204V199H5V197L3 198ZM107 196V195H106ZM174 196V195H173ZM219 196V195H218ZM69 197H70V194H69ZM69 197H66V198H69ZM71 197H72V195H71ZM70 197V200L72 199ZM81 197V196H80ZM130 197V196H129ZM134 197H135V195H134ZM223 197V196H222ZM255 197V196H254ZM86 198V197H85ZM109 198H110V196H109ZM111 198H112V196H111ZM123 198V199H122ZM131 198V197H130ZM203 198V197H202ZM258 198H260V197H258ZM106 199V198H105ZM153 199V198H152ZM212 199V198H211ZM227 199V198H226ZM6 200V199H5ZM11 200V201H12ZM114 200V199H113ZM118 200V199H117ZM128 200H130V199H128ZM195 200V199H194ZM241 200V199H240ZM7 201V200H6ZM10 201V202H11ZM68 201V200H67ZM116 201V200H115ZM121 201V203H120V205L122 206H124V207H126V211H127V206H126V202H122ZM126 201V200H125ZM133 201V200H132ZM253 201V200H252ZM87 202H88V200H87ZM6 203V202H5ZM68 203V202H67ZM117 203V202H116ZM119 203V202H118ZM128 203V202H127ZM130 203V202H129ZM197 203V202H196ZM261 203V202H260ZM69 204V203H68ZM156 204V203H155ZM15 205V206H14ZM76 205V204H75ZM90 205H89V207H90ZM110 205V204H109ZM117 205V204H116ZM127 205H130V204H127ZM145 205V204H144ZM81 206V205H80ZM108 206V205H107ZM111 206V205H110ZM122 206V207H123ZM148 206V205H147ZM156 206V205H155ZM236 206V205H235ZM263 206H264V204H263ZM6 208H7V205L5 206ZM105 207V208H104ZM154 207V206H153ZM152 207V208H153ZM255 207V206H254ZM73 208V207H72ZM91 208V207H90ZM110 208V207H109ZM119 208V207H118ZM128 208H129V206H128ZM151 208V209H152ZM156 208V207H155ZM93 209H90L91 211L93 210ZM120 209V208H119ZM121 209H123V208H121ZM125 209V208H124ZM213 209V208H212ZM65 210H66V208H65ZM116 210V209H115ZM62 211V210H61ZM77 211V210H76ZM95 211V212H96ZM119 211V210H118ZM152 211V210H151ZM150 211V212H151ZM221 211V210H220ZM264 211V210H263ZM262 211V212H263ZM121 212V211H120ZM124 212V211H123ZM122 212V213H123ZM73 213V212H72ZM128 213V212H127ZM264 213V212H263ZM94 214V213H93ZM149 214V213H148ZM61 214H59V216H60ZM98 215V214H97ZM111 215V214H110ZM117 215V214H116ZM128 215V214H127ZM140 215V214H139ZM217 215V214H216ZM55 216V217H54ZM81 216H83V215H81ZM185 216V215H184ZM228 216V215H227ZM62 217V216H61ZM96 217V216H95ZM95 217H89L90 219L91 218H94L95 219ZM110 217H112V216H110ZM122 217V216H121ZM127 217V216H126ZM223 217V216H222ZM81 218V217H80ZM224 218V217H223ZM226 218V217H225ZM224 218V219H225ZM69 219V218H68ZM76 219V218H75ZM79 219V218H78ZM151 219V218H150ZM219 219V218H218ZM8 220V219H7ZM14 220V219H13ZM57 220V219H56ZM63 220H65V219H63ZM85 220H87V219H85ZM92 220V219H91ZM211 220V219H210ZM223 220V219H222ZM4 221V220H3ZM97 221V220H96ZM95 221V222H96ZM58 222V221H57ZM66 222V221H65ZM78 222V221H77ZM91 222V221H90ZM113 222V221H112ZM223 222V221H222ZM250 222V221H249ZM2 223H4V222H2ZM67 223V222H66ZM97 222H96V224H98ZM62 224H63V222H62ZM108 224V223H107ZM147 224V223H146ZM216 224V223H215ZM0 225H1V223H0ZM55 225V224H54ZM65 225V224H64ZM86 225V224H85ZM91 225V224H90ZM113 225V224H112ZM119 225V224H118ZM6 226H10V225H6V223H5V227ZM13 226H14V224H13ZM98 226V225H97ZM96 226V227H97ZM108 226H110V223H109V225ZM2 227V226H1ZM64 227V226H63ZM81 227V226H80ZM84 227V226H83ZM92 227V226H91ZM151 227V226H150ZM153 227V226H152ZM184 227V226H183ZM82 228V227H81ZM85 228V227H84ZM108 228V227H107ZM110 228H111V226H110ZM109 228V229H110ZM121 228V227H120ZM142 228V227H141ZM238 228V227H237ZM64 229V228H63ZM75 229H77V228H75ZM108 229V232L110 231ZM115 229V228H114ZM5 230V229H4ZM7 230V229H6ZM60 230H62V228L60 229ZM85 230V229H84ZM112 230H113V228H112ZM128 230V229H127ZM167 230V229H166ZM8 231V230H7ZM101 231V232H100ZM107 231V230H106ZM105 231V232H106ZM146 231V230H145ZM152 231V230H151ZM172 231V230H171ZM52 232H53V230H52ZM107 232V233H108ZM3 233H7L6 231H4ZM18 233H20V232H18ZM54 233V232H53ZM57 233V232H56ZM59 233V232H58ZM72 233V232H71ZM88 233V232H87ZM91 233V232H90ZM106 233V234H107ZM131 233V232H130ZM143 233V232H142ZM15 234V233H14ZM13 234V235H14ZM78 234V233H77ZM111 233L109 232V235H110ZM119 234V233H118ZM147 234H148V232H147ZM241 234V233H240ZM7 235H9V233L7 234ZM18 235H20V234H18ZM92 235V234H91ZM104 235V234H103ZM206 235V234H205ZM11 236V235H10ZM88 236H90V235H88ZM113 236H115V235H113ZM118 236V235H117ZM21 237V236H20ZM52 236H50V238H51ZM83 237V236H82ZM85 237V236H84ZM83 237V238H84ZM96 237V236H95ZM101 237H102V235H101ZM103 237H105V235L103 236ZM102 237V238H103ZM106 237H108L107 235H106ZM105 237V238H106ZM120 237V236H119ZM3 238V237H2ZM14 238V237H13ZM17 238V237H16ZM58 238V237H57ZM98 238H100V237H98ZM101 238V239H102ZM109 238V237H108ZM107 238V239H108ZM112 238V237H111ZM54 239H56V237L54 238ZM113 239V238H112ZM116 239V238H115ZM119 239V238H118ZM144 239V238H143ZM0 240H1V238H0ZM4 239H3V241H5ZM251 240H252V238H251ZM104 241H105V239H104ZM106 241H108V240H106ZM109 241H111V240H109ZM192 241V240H191ZM212 241V240H211ZM249 241V240H248ZM18 242V243H19ZM35 242V243H34ZM214 242V241H213ZM1 243V242H0ZM32 243H34L33 245H32ZM106 243V242H105ZM71 244V243H70ZM121 244V243H120ZM144 244V243H143ZM97 245V244H96ZM109 245V244H108ZM113 245V244H112ZM219 245V244H218ZM19 246V244H17V246L16 247H18ZM36 247V246H35ZM75 247V246H74ZM147 247V246H146ZM245 247V246H244ZM116 248V247H115ZM239 248V247H238ZM6 249V250H5ZM49 249V248H48ZM55 249V248H54ZM197 249V248H196ZM261 249H263V248H261ZM38 250V251H37ZM52 250V249H51ZM11 251V250H10ZM50 251V250H49ZM147 251V250H146ZM2 252V253H1ZM54 252V251H53ZM107 252H108V250H107ZM141 252V251H140ZM202 252V251H201ZM188 253V252H187ZM17 254V253H16ZM249 254V253H248ZM188 255V254H187ZM194 255V254H193ZM2 256H4V255H2ZM240 256V255H239ZM188 257V256H187ZM8 258H10V257H8ZM7 258V259H8ZM46 258V257H45ZM72 258V257H71ZM170 258V257H169ZM54 259V258H53ZM112 259V258H111ZM121 259V258H120ZM142 259V258H141ZM160 259H161V257H160ZM91 260V259H90ZM211 260V259H210ZM2 261V260H1ZM62 262V261H61ZM120 262V261H119ZM183 262V261H182ZM37 263V262H36ZM40 263V262H39ZM0 264H3V263H0ZM7 264V263H6ZM9 264V263H8ZM43 264V263H42Z\"/></svg>",
	"mask_w": 264,
	"mask_h": 264
}]
</instances>
